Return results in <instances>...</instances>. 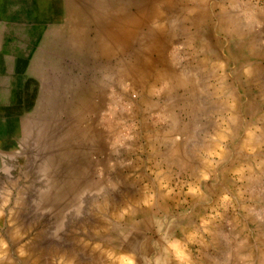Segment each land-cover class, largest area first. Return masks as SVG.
Returning <instances> with one entry per match:
<instances>
[{"label": "rangeland", "instance_id": "1", "mask_svg": "<svg viewBox=\"0 0 264 264\" xmlns=\"http://www.w3.org/2000/svg\"><path fill=\"white\" fill-rule=\"evenodd\" d=\"M68 4L78 6L83 28L123 0ZM258 33L250 53L228 46L226 60L217 44L210 61L180 55L172 62L178 88L142 77L112 88L108 77L112 107L98 117L81 113L79 98L92 79H105L92 78L95 64L84 60L100 45H68L78 76L54 77L78 97L76 109L28 106L32 78H16L14 105L0 117V264H256L252 250L264 233V28ZM159 92L161 115L149 108Z\"/></svg>", "mask_w": 264, "mask_h": 264}, {"label": "crops", "instance_id": "2", "mask_svg": "<svg viewBox=\"0 0 264 264\" xmlns=\"http://www.w3.org/2000/svg\"><path fill=\"white\" fill-rule=\"evenodd\" d=\"M263 28L264 0H123V5L101 18L96 27L83 28L78 27V6L68 4V0H0V117L4 106L14 105L18 77L32 78L34 83V88L27 91L28 106H36L41 100L47 108L62 112L69 104L78 108V97H69L68 91L61 89V80H54L78 76V57L71 54L72 49L68 51V45L78 39L101 46L86 53L85 65H95L90 71L85 70L92 78L105 79H92L80 91L79 98L81 113L92 112L98 117L104 114L106 104L111 106L108 77L112 88H120L126 81L131 83V77H142L144 84L165 79L173 85L177 83L178 88L182 82L172 62L180 55L187 61H210L212 46L216 44L223 60L227 58L228 46H234L232 50L237 54L250 53L259 42L258 29ZM179 47L181 50H176ZM4 77L11 79L4 82ZM152 78H156L155 82ZM159 93L160 98L157 95L149 108L161 115L158 101H162V92ZM178 99L184 108L185 90ZM143 100L140 96L135 102L133 120L138 124L145 112ZM222 103L220 107L225 109L226 101ZM113 121L114 118L110 120ZM207 122V128L204 125L202 129L203 139L209 132V114ZM222 122L226 124L225 112ZM194 162L193 159V175ZM258 234L252 253L256 264H264V233Z\"/></svg>", "mask_w": 264, "mask_h": 264}, {"label": "bare ground", "instance_id": "3", "mask_svg": "<svg viewBox=\"0 0 264 264\" xmlns=\"http://www.w3.org/2000/svg\"><path fill=\"white\" fill-rule=\"evenodd\" d=\"M252 11V10H251ZM178 47V46H177ZM146 65V64H145ZM186 67V66H185ZM161 75V74H160ZM171 76V75H170ZM153 77V76H152ZM153 79V78H152ZM127 82V81H126ZM136 83V82H135ZM139 85V84H138ZM194 86V85H193ZM138 87V86H137ZM152 92V91H151ZM158 113V112H157ZM227 115V114H226ZM114 122V121H113ZM167 128V127H166ZM179 134V133H178ZM173 135V134H172ZM167 136H168V134H167ZM166 140V139H165ZM176 141V140H175ZM176 143H178V142H176ZM183 143V142H182ZM208 146V145H207ZM200 147V146H199ZM175 148V147H174ZM177 149V148H176ZM211 149V148H210ZM174 153V152H173ZM176 153V152H175ZM172 155H174V154H172ZM171 156V155H170ZM187 158V157H186ZM178 159V158H177ZM182 161H184V160H182ZM176 162H177V160H176ZM179 162V161H178ZM188 162V161H187ZM184 163V162H183ZM186 163V162H185ZM189 163V162H188ZM200 163V162H199ZM202 163V162H201ZM178 164V163H177ZM181 165V164H180ZM183 165V164H182ZM186 165H188V164H186ZM198 165V164H197ZM203 165V164H202ZM206 165V164H205ZM183 167V166H182ZM180 169V168H179ZM203 170H204V168H203ZM193 178V177H192ZM180 246V245H179ZM174 254V253H173ZM181 256H183L184 257V255L183 254H180ZM180 255H178V256H180ZM61 256V255H60ZM177 256V257H178ZM109 257V256H108ZM187 257H188V255H187ZM185 258V257H184ZM66 260V259H65ZM121 260V259H120ZM121 262V261H120ZM119 261L117 262L118 264H121L122 262H125V261H122L121 263H120ZM126 262H127V260H126ZM50 263V262H49ZM66 263V262H65ZM114 263H115V261H114ZM112 264V263H111ZM124 264V263H123ZM126 264V263H125ZM129 264H131L130 263V261H129Z\"/></svg>", "mask_w": 264, "mask_h": 264}]
</instances>
